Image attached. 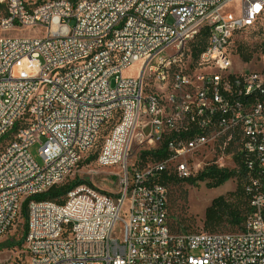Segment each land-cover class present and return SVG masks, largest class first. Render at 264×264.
<instances>
[{
    "label": "built area",
    "instance_id": "built-area-1",
    "mask_svg": "<svg viewBox=\"0 0 264 264\" xmlns=\"http://www.w3.org/2000/svg\"><path fill=\"white\" fill-rule=\"evenodd\" d=\"M234 1L240 13H225ZM263 9L264 0H6L0 31L43 32L0 35V240L18 232L29 199L22 249L0 264H264V67L236 71L229 52ZM25 61L37 74L14 76ZM140 61L137 76L124 74ZM41 137L43 165L30 153ZM158 149L163 157H143ZM90 163L121 168L117 194L79 181L62 202L36 198ZM209 166L244 174L243 228L174 229L164 175Z\"/></svg>",
    "mask_w": 264,
    "mask_h": 264
},
{
    "label": "rangeland",
    "instance_id": "rangeland-1",
    "mask_svg": "<svg viewBox=\"0 0 264 264\" xmlns=\"http://www.w3.org/2000/svg\"><path fill=\"white\" fill-rule=\"evenodd\" d=\"M240 7L241 2L234 1L224 8V12L237 15L240 13ZM5 8L6 0H0V18L4 14ZM252 25L253 26L240 31L229 46V52H233V69L236 71L264 67V9ZM42 32L41 29L37 28L17 27L9 31L1 30L0 35L24 37L39 35ZM239 45L250 47L253 50V58L249 62L243 61L239 53H237ZM167 52L173 53L174 49L168 48ZM142 65V61L137 62L125 69L124 74L127 76H137ZM23 72H26L29 76H35L37 74L36 69L29 67L27 61L21 66H16L13 70V75L20 76ZM42 141H44V137L39 138L38 141L30 147V153L40 165H43V159L39 152ZM153 159V157H149L147 160L152 161ZM112 173L121 175L122 170L116 165L99 167L96 163H90V165H80L73 179L87 181L107 193L117 194L121 189V183L119 177ZM208 182L209 180L207 179L197 180L194 183L186 180H179L172 181L168 184L170 223L174 229L181 227L192 231L207 230L204 228L206 207L211 203L214 197L235 190L238 183H241V180L238 176H235L217 187H209ZM241 227L233 226L226 222L215 231H238L241 230ZM21 231L22 229L19 228L17 233H10L0 240V261L10 259L20 253L22 244H18L17 238L20 236ZM8 242H15V245L7 246L6 244H8Z\"/></svg>",
    "mask_w": 264,
    "mask_h": 264
},
{
    "label": "trees",
    "instance_id": "trees-1",
    "mask_svg": "<svg viewBox=\"0 0 264 264\" xmlns=\"http://www.w3.org/2000/svg\"><path fill=\"white\" fill-rule=\"evenodd\" d=\"M207 34L202 35L197 40L195 44L196 48L194 50L195 55L200 51L206 43ZM264 52V48H263ZM237 53L243 61L249 62L253 58V50L250 47L239 45L237 48ZM148 154H152L154 158H161L164 156L163 150L158 149L152 152H145L143 157L146 158ZM238 176L241 180V183H238L237 188L233 191H229L227 194H221L212 199L211 203L206 207L205 210V219H204V228L205 231L216 232L215 230L221 227L224 223H230L233 226H242L246 221L248 215L252 211V205L250 202V197L244 187V174L238 173L235 169H218L216 166H209L200 174L195 177L180 178L178 175L172 173L169 175H164L162 179L163 182L169 184L172 181L186 180L191 183H194L197 180H209V187H217L228 181L229 179ZM79 181L77 179L68 180L62 184L55 185L50 188L46 193L36 196L37 199H51L57 200L59 202L63 201V197L66 192L74 187ZM28 201L26 200L23 206V217L22 222L19 226L22 229L20 234V239L17 241L18 244H22L24 236L27 231V217H28ZM18 228V231H19ZM176 229L187 230L185 228L178 227ZM203 230V229H202ZM192 231V230H189ZM198 231V230H197ZM16 242V241H15ZM15 242L6 244L7 246L15 245Z\"/></svg>",
    "mask_w": 264,
    "mask_h": 264
}]
</instances>
